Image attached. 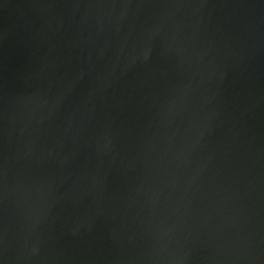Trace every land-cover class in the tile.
Returning a JSON list of instances; mask_svg holds the SVG:
<instances>
[{
    "label": "water",
    "instance_id": "water-1",
    "mask_svg": "<svg viewBox=\"0 0 264 264\" xmlns=\"http://www.w3.org/2000/svg\"><path fill=\"white\" fill-rule=\"evenodd\" d=\"M0 264H264V0H0Z\"/></svg>",
    "mask_w": 264,
    "mask_h": 264
}]
</instances>
